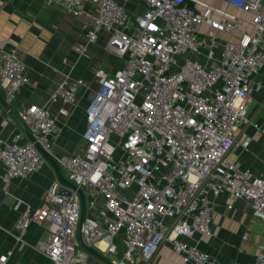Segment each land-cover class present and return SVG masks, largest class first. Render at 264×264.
Returning <instances> with one entry per match:
<instances>
[{
  "label": "built area",
  "instance_id": "built-area-1",
  "mask_svg": "<svg viewBox=\"0 0 264 264\" xmlns=\"http://www.w3.org/2000/svg\"><path fill=\"white\" fill-rule=\"evenodd\" d=\"M140 1L145 9L130 17L117 0H45L89 22L85 43L75 53L84 55L105 33V50L121 60L114 73H94L97 85L84 111L82 153L53 155L50 140L60 129L46 106L32 105L19 116L83 194L81 223L78 192L58 180L37 207L15 200L18 214L5 232L19 248H30L50 264H88L87 250L108 264H153L165 241L182 264H215L198 243L211 237L215 203L228 191L234 200L248 202L254 219L264 225V177L227 158L237 146L238 128H258L248 119V109L257 88L253 76L264 68V0H225L248 20L209 6L193 10L184 0ZM86 3L95 13L83 10ZM4 6L0 0V10ZM204 25L210 31L200 45ZM220 34L237 39L220 43ZM219 46V60L211 67L190 57L194 53L212 61ZM0 83L9 105L31 83L16 50L6 51L2 41ZM79 87L88 86L66 76L49 101L72 105ZM43 162L21 130L9 140L0 137L3 192L14 179H29ZM31 224L47 231L45 242L24 240ZM247 238V233L241 237ZM257 250L252 264H264V246ZM11 255V250L0 254V264H8Z\"/></svg>",
  "mask_w": 264,
  "mask_h": 264
},
{
  "label": "crops",
  "instance_id": "crops-1",
  "mask_svg": "<svg viewBox=\"0 0 264 264\" xmlns=\"http://www.w3.org/2000/svg\"><path fill=\"white\" fill-rule=\"evenodd\" d=\"M3 1L5 6L0 10V41L5 42L6 51L16 50L18 58L25 65V75L31 83L19 89L10 105L6 104L0 83V137L9 140L12 134L19 131L8 115V110L19 118L21 112L32 105L46 106L56 118L60 129L59 135L50 140L53 155L82 153L85 149L81 138L84 111L97 85L94 73L97 69L114 73L121 66V60L105 50V33L99 35L95 44L87 47L84 55L75 53L74 48L85 43L86 32L90 28L84 16L74 18L60 7L47 6L45 0ZM117 1L125 6L130 17L145 9L140 0ZM184 2L193 10L209 6L243 20L249 19L248 14L230 6L225 0ZM83 10L95 13L92 3L84 4ZM208 30V26H202L199 41H204L203 34ZM236 39V36L220 34V43ZM220 50V46L217 47L212 61L194 53L190 57L211 67L217 64ZM66 76L70 80L81 79L88 87L78 88L72 105L60 100L50 102L51 94ZM253 82L257 88L252 92L248 119L258 128L252 125L238 128L235 133L237 146L227 158L241 170L247 169L255 176L264 177V68L254 74ZM3 121L8 122L4 127L1 126ZM245 142L247 144L243 145ZM55 180L53 168L44 160L39 170L29 179H14L7 194L3 192L0 184V254L12 251L8 264H50L45 257L30 248H19L5 231L12 230L18 214L13 208L15 200L19 199L31 207H37L44 201L48 188ZM211 229V237L200 240L198 248L215 264H252L258 254L257 246H264V225L254 219L248 202L234 200L232 191L226 192L216 201L211 216ZM244 233L248 234L246 242L241 239ZM47 237L44 228L31 224L24 240L34 245L39 241L45 242ZM115 241L117 255L120 256L123 250L122 238L118 236ZM179 241L192 243L184 237H180ZM87 253L88 264L109 263L107 258L93 250H87ZM153 264H182V258L173 251L171 243L165 241Z\"/></svg>",
  "mask_w": 264,
  "mask_h": 264
},
{
  "label": "water",
  "instance_id": "water-1",
  "mask_svg": "<svg viewBox=\"0 0 264 264\" xmlns=\"http://www.w3.org/2000/svg\"><path fill=\"white\" fill-rule=\"evenodd\" d=\"M8 115L10 116V118L13 120V122L16 124V126L19 128V130H21L26 137L32 142L34 143L35 147L38 149V151L41 153V155L43 156L44 160L53 168V171L55 173L56 176V180H58L61 184L76 190L80 196L81 199V216H80V223L82 222L83 216H84V203H83V194L82 192L77 189L75 186H73L70 182H68L65 178L62 177L61 172H60V168L57 164V162L54 160L53 157H51L48 153H46L32 138V136L30 135V133L27 131V129L25 128V126L22 124V122L20 121L19 118H17L10 110L7 111Z\"/></svg>",
  "mask_w": 264,
  "mask_h": 264
},
{
  "label": "rangeland",
  "instance_id": "rangeland-1",
  "mask_svg": "<svg viewBox=\"0 0 264 264\" xmlns=\"http://www.w3.org/2000/svg\"><path fill=\"white\" fill-rule=\"evenodd\" d=\"M201 28H202V27H201ZM209 31H210V29H209L208 31L204 32L203 35H207V33H208ZM200 34H202V33H200ZM219 40H220V35L217 36V41L219 42ZM200 42H201V41H200ZM200 45H202V42L200 43ZM60 172H61V175H62L63 178L68 179V177H67V175H66V173H65L64 171L60 170Z\"/></svg>",
  "mask_w": 264,
  "mask_h": 264
},
{
  "label": "bare ground",
  "instance_id": "bare-ground-1",
  "mask_svg": "<svg viewBox=\"0 0 264 264\" xmlns=\"http://www.w3.org/2000/svg\"><path fill=\"white\" fill-rule=\"evenodd\" d=\"M101 246L103 247V246H104V244L102 243V244H101Z\"/></svg>",
  "mask_w": 264,
  "mask_h": 264
}]
</instances>
